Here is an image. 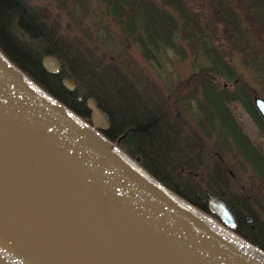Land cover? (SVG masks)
I'll return each instance as SVG.
<instances>
[{"label": "trees", "instance_id": "trees-1", "mask_svg": "<svg viewBox=\"0 0 264 264\" xmlns=\"http://www.w3.org/2000/svg\"><path fill=\"white\" fill-rule=\"evenodd\" d=\"M195 1L0 0V56L92 128L90 102L105 125L92 131L174 196L205 215L206 194L223 199L233 234L264 252V155L230 110L237 104L264 140L253 105L264 101V0H198L208 18ZM131 45L140 61L121 56ZM167 50L188 75L161 69ZM46 56L58 60L57 75L42 69ZM142 64L165 82L148 80Z\"/></svg>", "mask_w": 264, "mask_h": 264}, {"label": "water", "instance_id": "water-1", "mask_svg": "<svg viewBox=\"0 0 264 264\" xmlns=\"http://www.w3.org/2000/svg\"><path fill=\"white\" fill-rule=\"evenodd\" d=\"M41 67L50 75L60 68L53 56ZM61 85L75 89L70 79ZM253 105L264 122V101L255 97ZM137 163L29 81L14 78L0 56L1 212L96 264H264V252L233 234L223 199L206 194V214L218 226Z\"/></svg>", "mask_w": 264, "mask_h": 264}, {"label": "rangeland", "instance_id": "rangeland-1", "mask_svg": "<svg viewBox=\"0 0 264 264\" xmlns=\"http://www.w3.org/2000/svg\"><path fill=\"white\" fill-rule=\"evenodd\" d=\"M201 2L202 1L196 0L194 2V4H192L191 8L194 12H197V13L201 14L203 17L208 18L209 13L207 10V6ZM109 30L112 32L111 33L112 35H114L116 33L115 29L111 26H109ZM214 40H215V43H214L215 46H218V47L221 46V48H223L224 42H223V39H222L220 34L216 33L214 36ZM114 41L118 45V47L123 49V45L120 44L119 39L115 38ZM118 49L119 48L115 49V51L117 52ZM121 56H123L125 58L132 59L133 62L138 61L139 57H141L140 55H138L137 51L133 48L132 45L129 46L128 49L125 50V52L123 54H121ZM165 57H167L166 58L167 61L161 63V69L164 70L165 73L167 75H169V77L181 76L183 78L189 74L190 70H189L188 64L186 62H177L174 57H178V56L173 55V53L170 50L166 51ZM188 57H190V56H188ZM139 66L143 70L144 75L148 77V80H150L154 83L157 82L156 84H163V82H165V78L159 77V75H158L159 73L157 72V69H156V67H154V65L147 67V68H146V65H143V64L139 65ZM230 110H231L233 116L235 117L240 128L246 133L250 142L254 145V147L256 149H258L264 155V140L262 139V137L260 136V134L258 133L256 128L254 127V125L252 124V122L248 118V116L242 111V109L237 104L230 105ZM90 119L92 120V122L94 124L93 127L95 129L98 130L99 127H104V121L102 118L98 119V118H95L94 116L93 117L90 116ZM88 128L92 130V128H90V127H88ZM203 215L206 216L211 222L218 225L209 216H207L205 214H203ZM0 225L4 226L6 228V229L0 228V237L2 238L3 236H6V240L8 242V245H9V242H11L16 247V249L18 251H20L25 257L30 256V257L34 258L38 264H53V262L51 260L49 261L46 258V255L43 252L38 250V248L35 247L29 239H27L24 235L19 233L16 229H14L13 227H11L7 224H4L1 221H0ZM218 226H220V225H218ZM8 230L10 233L15 234L21 241L17 242V240L9 234ZM43 257L47 260L42 259Z\"/></svg>", "mask_w": 264, "mask_h": 264}, {"label": "bare ground", "instance_id": "bare-ground-1", "mask_svg": "<svg viewBox=\"0 0 264 264\" xmlns=\"http://www.w3.org/2000/svg\"><path fill=\"white\" fill-rule=\"evenodd\" d=\"M6 69L14 78L18 80H23V77L8 64H6ZM0 221L3 222L4 224L13 227L19 233H21L27 239H29L32 242V244L38 248V250H40L46 255V258L49 261L51 260L53 262V264H60L61 260L64 258L68 261V264H96L94 261H91L81 256L80 254L73 251L68 246L59 242L52 235H49L43 230L31 226L16 218H13L1 211H0Z\"/></svg>", "mask_w": 264, "mask_h": 264}, {"label": "flooded vegetation", "instance_id": "flooded-vegetation-1", "mask_svg": "<svg viewBox=\"0 0 264 264\" xmlns=\"http://www.w3.org/2000/svg\"><path fill=\"white\" fill-rule=\"evenodd\" d=\"M232 214L234 217L235 229H236V225H237L236 224V218H235V215L233 212H232ZM212 219L214 222H216L218 225H220L217 220H215L214 218H212ZM242 220H243L244 224H246V225H251L253 223V220L249 216H246V215L242 216ZM0 228L4 229L5 227L1 226ZM8 232H9V230H8ZM9 234L12 237H14L17 240V242L21 241L15 234L10 233V232H9ZM28 257L27 256L25 257L20 251H18L16 249V247L11 242H9V245H8V242L6 240V236H3L2 238L0 237V264H38L34 258H32L30 256H28ZM42 259L47 260L44 257ZM60 264H68V261L64 258L61 260Z\"/></svg>", "mask_w": 264, "mask_h": 264}]
</instances>
